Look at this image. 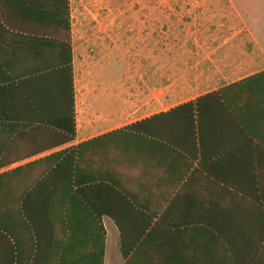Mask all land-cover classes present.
<instances>
[{"label":"crops","instance_id":"0c3cea01","mask_svg":"<svg viewBox=\"0 0 264 264\" xmlns=\"http://www.w3.org/2000/svg\"><path fill=\"white\" fill-rule=\"evenodd\" d=\"M152 5L142 3L122 23L120 2L108 0L93 31L75 40L70 25V82L63 71L66 52L54 50L35 62L52 69L39 86L47 93L44 112L28 117L21 112L22 92L7 88L19 82L11 78L27 62L17 45L0 51L9 58L8 69L0 66L1 197L19 199L29 184L69 182L66 174L52 173L56 154L84 141V218L100 217L105 242L107 232L117 233L120 248L114 218L127 232L150 221L146 233L161 218L157 231L175 232L176 249L191 252L195 264L219 263L222 254L212 251L217 247L261 250L264 40L231 1L194 3L201 11L172 30L168 19L147 11ZM0 18L14 32L52 36L5 0ZM216 91L220 96L201 99L192 118L185 110L167 113ZM24 119L38 123L23 127ZM57 120L74 124L71 141H63ZM187 228L194 240L190 246L179 240ZM10 232L0 230V264H55V232L33 262L31 234L19 226ZM73 249L66 262L84 263Z\"/></svg>","mask_w":264,"mask_h":264},{"label":"trees","instance_id":"16d2710c","mask_svg":"<svg viewBox=\"0 0 264 264\" xmlns=\"http://www.w3.org/2000/svg\"><path fill=\"white\" fill-rule=\"evenodd\" d=\"M15 6L19 15L33 23L47 28L52 36H44L37 31H26L24 33L14 32L5 26L0 18V51L1 54L7 50H13L17 45L21 50V56L27 63L17 74L19 82L12 87L22 92L21 112L28 117L31 114L44 112L43 101L47 97L44 88V76H47L52 69L46 64L39 65L35 62L44 61L45 54L66 52V62L63 71L66 72L68 82L71 77L70 67V14L69 0H5ZM63 32V36L58 35ZM61 40H59V38ZM0 54V66L8 69L7 55ZM63 56V54H62ZM6 57V58H5ZM47 59V58H45ZM15 77V76H14ZM7 80L11 83L13 80ZM68 85V84H67ZM18 86V87H15ZM41 89V90H40ZM220 91L205 94L202 97L185 102L168 111V114L185 110L192 118L194 112L198 113V102L210 96H220ZM69 95V85L67 86V96ZM67 102V115H68ZM43 123H48V120ZM23 127H31L37 120L24 119L20 122ZM64 125L63 120L54 122L56 129L63 132V141L68 142L74 136V124L70 127L68 120ZM196 127V125H195ZM194 127V128H195ZM57 165L52 173L66 174L69 182L65 184H29L25 186L23 192L19 193V199H3L1 197L0 186V230L10 233V227L19 226L31 234L33 248L31 261L36 260L43 254L40 247L49 243V235L54 234L55 264H69L66 256L69 248L73 246V254L84 256V263L78 264H103L105 232L99 216H89L84 218V141L74 146L68 147L56 154ZM120 229L119 243L123 264H195L191 252L176 249L177 236L175 232L170 234H160L159 227L163 223L158 219L146 233V226H150V221L141 223V230L138 232H127L123 230V224L119 218H114ZM183 230L182 237L179 238L183 244L190 246L194 240L192 233ZM13 234V233H12ZM189 235V236H188ZM264 235V234H263ZM168 236V239L166 240ZM181 234L179 233V237ZM264 238V237H263ZM16 240V239H15ZM172 240V241H171ZM218 240V237L217 239ZM81 242L84 250L80 249ZM181 244V242H178ZM81 246V245H80ZM172 247V248H171ZM191 251V250H190ZM216 253L222 254L223 258L217 264H264V248L259 250L249 248L245 251L235 248L217 247L213 249ZM262 254V257H261ZM242 255V256H241ZM262 258V259H261ZM32 264V263H31ZM77 264V263H74Z\"/></svg>","mask_w":264,"mask_h":264},{"label":"rangeland","instance_id":"374dc122","mask_svg":"<svg viewBox=\"0 0 264 264\" xmlns=\"http://www.w3.org/2000/svg\"><path fill=\"white\" fill-rule=\"evenodd\" d=\"M108 0H69L70 25L74 40L82 33L93 31L96 18L105 15ZM121 6L122 23L127 22L139 11L142 3L152 2V9H147L153 17L168 19L170 30L177 23H191L193 16L201 11L197 2H233L243 21L248 22L250 31L264 40V0H118ZM145 12V9H141ZM224 13V7H221ZM225 17L222 21L224 22ZM193 26V24H191ZM191 26V28H192ZM123 27V26H122ZM125 62L122 60V78L126 74ZM117 233L107 232L105 242L104 264H121Z\"/></svg>","mask_w":264,"mask_h":264}]
</instances>
